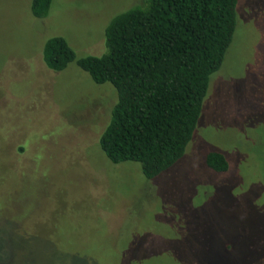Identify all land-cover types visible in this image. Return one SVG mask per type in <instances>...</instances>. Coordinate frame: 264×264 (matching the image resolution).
Returning a JSON list of instances; mask_svg holds the SVG:
<instances>
[{
    "label": "rangeland",
    "instance_id": "374dc122",
    "mask_svg": "<svg viewBox=\"0 0 264 264\" xmlns=\"http://www.w3.org/2000/svg\"><path fill=\"white\" fill-rule=\"evenodd\" d=\"M31 1L0 0V264H264V0L239 1L193 140L154 180L100 147L116 89L43 57L55 36L103 55L112 19L144 0H55L44 19Z\"/></svg>",
    "mask_w": 264,
    "mask_h": 264
},
{
    "label": "trees",
    "instance_id": "16d2710c",
    "mask_svg": "<svg viewBox=\"0 0 264 264\" xmlns=\"http://www.w3.org/2000/svg\"><path fill=\"white\" fill-rule=\"evenodd\" d=\"M55 0H32L37 19ZM240 0H144L116 15L105 30L106 53L77 59L66 38H49L46 66L65 71L71 63L94 83H110L118 99L100 137L116 165L134 162L154 180L185 156L209 93L211 78L226 60L237 29ZM206 165L226 173L225 154L210 151Z\"/></svg>",
    "mask_w": 264,
    "mask_h": 264
}]
</instances>
